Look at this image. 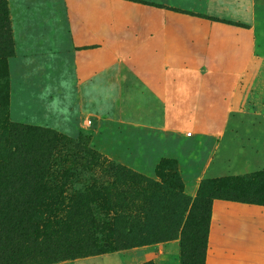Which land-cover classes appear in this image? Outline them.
<instances>
[{
	"label": "rangeland",
	"instance_id": "374dc122",
	"mask_svg": "<svg viewBox=\"0 0 264 264\" xmlns=\"http://www.w3.org/2000/svg\"><path fill=\"white\" fill-rule=\"evenodd\" d=\"M6 1L12 52L5 55L0 64V166H4L0 176H4L8 164L12 171L18 164L11 154L14 149L12 146L18 145L12 142L8 144L2 138L4 130L13 129L11 125H16L29 131L34 128L51 131L56 137L49 145L52 146L50 165L54 173L64 168L69 169V190H83L90 185L97 189L101 186L109 187L110 205L92 206L95 212L111 216L112 212L125 210L133 216L138 215V220L132 218L138 222V226L143 227L144 217L140 215L146 208L152 215L162 214L161 221L166 223L169 222L168 215L173 216L171 224L176 232L157 242L138 243L113 251L80 253L48 263L32 264H141L148 260L154 264H180V200L168 198L169 202L164 204L165 209L153 210L148 202V194L157 189L144 190L142 184L136 183L126 186L112 171L104 168L108 163L120 164L158 182V163L162 159H171L178 171L176 160L159 158L151 173H143L130 166L127 149L129 131L134 130V127L121 114L122 106L128 109L129 105L127 100L121 101V92L127 94L128 88L115 86L114 80L103 82L97 70L94 74L90 72L82 80L76 74L75 64L80 61L89 64V56L95 54L98 48H112L100 43L98 36L102 32L104 37L121 36L130 39L131 33L139 30V26L144 32V20L141 17L158 18V22L163 17L169 25L181 26L172 17L190 16L193 20L197 17L229 24L226 27L215 26L216 32L241 31L248 34L249 39L251 35L248 31L238 30L236 27L253 33L257 54L250 58L248 72L254 75L258 70L253 69L261 70L260 80L264 83V0ZM99 18H104L105 22L100 23ZM184 24L188 26L192 23ZM102 25L105 26L103 30L100 28ZM7 50L6 47L0 53L6 54ZM117 51L120 52L118 49ZM116 67L117 64L110 66V74H114ZM259 89L264 90V86ZM227 105L225 103L224 111ZM233 106L236 107L234 102ZM259 107L264 109V93ZM255 116V113H243L241 119H231L230 122L236 124L240 121L236 128L239 131L238 137L246 134V141H250V146H264V115L257 118ZM134 135L135 133L132 138ZM151 135L152 133H148V140ZM43 138H39L40 146H48ZM242 141L246 142L245 139ZM122 147L126 149L123 150ZM92 164L96 165L87 168ZM17 175L16 172L12 173V177ZM179 177L184 192L180 174ZM144 234L138 232V238H149ZM87 244L90 245V242Z\"/></svg>",
	"mask_w": 264,
	"mask_h": 264
},
{
	"label": "crops",
	"instance_id": "0c3cea01",
	"mask_svg": "<svg viewBox=\"0 0 264 264\" xmlns=\"http://www.w3.org/2000/svg\"><path fill=\"white\" fill-rule=\"evenodd\" d=\"M152 18L141 17L146 30L139 26L130 39L102 32L100 43L112 48H98L89 64H75L82 80L97 70L103 82L114 80L115 86L128 88L127 94L121 92V101L129 104L121 114L134 127L129 165L151 173L159 158H174L190 197L201 179L261 169L264 146H250L246 134L238 137L240 121L230 122L243 113L264 115L259 107L261 70L248 72V62L257 54L253 33L236 26L251 39L241 31L216 32L215 26L229 24L197 17H172L181 26ZM112 64H117L114 74ZM204 264H264V205L214 199Z\"/></svg>",
	"mask_w": 264,
	"mask_h": 264
},
{
	"label": "trees",
	"instance_id": "16d2710c",
	"mask_svg": "<svg viewBox=\"0 0 264 264\" xmlns=\"http://www.w3.org/2000/svg\"><path fill=\"white\" fill-rule=\"evenodd\" d=\"M10 34L7 1L0 0V51L8 49L6 54L0 53V64L3 57L12 52ZM11 126L13 129L4 130L1 136L8 144L17 143L18 146H12L11 154L18 164L14 171L8 164L4 176H0V264L48 263L80 253L157 242L176 234L171 224L173 216L168 215L166 223L161 221L162 214L152 215L146 208L140 215L144 217L143 227L134 221L138 215L133 216L125 210L112 212L111 216L95 212L92 206L110 205L109 187L97 189L90 185L83 190H69V169L54 173L50 165L52 146L49 145L56 135L37 128L29 131L25 127ZM40 137H44L43 142L48 146H40ZM3 168L0 166V173ZM104 168L112 171L126 186L136 183L142 184L144 190L157 189L148 194L153 210L165 209L168 198L180 200L183 205L180 264H204L213 199L264 205V160L259 170L201 179L193 198L183 192L179 173L171 159L158 163V182L120 164L108 163ZM13 172L18 175L12 177ZM138 232L149 238H138ZM141 264L154 263L148 260Z\"/></svg>",
	"mask_w": 264,
	"mask_h": 264
}]
</instances>
